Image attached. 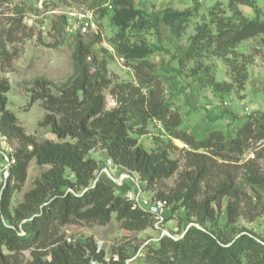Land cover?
<instances>
[{"label":"trees","instance_id":"obj_1","mask_svg":"<svg viewBox=\"0 0 264 264\" xmlns=\"http://www.w3.org/2000/svg\"><path fill=\"white\" fill-rule=\"evenodd\" d=\"M103 4L104 0H90L89 8L97 7L95 12L101 11L103 17L107 12ZM113 4L122 10L115 16L119 25L129 26L140 14L132 0H117ZM193 4L191 9L165 13L162 20L181 29L183 23H189L199 12L200 0H193ZM241 4L256 10L254 0H229L228 15L222 4L216 3L209 10V20L197 25L187 48L176 58L178 71L190 62L209 56L222 58L230 70V82L218 81L208 67L201 64L191 69L197 79L194 81L209 86L218 95L233 89L238 94L244 91L251 61L237 48L243 41L264 33V19L258 15L248 18L239 8ZM21 21L20 18L14 24ZM93 37L90 43L77 38L73 55L76 77L59 95L50 91L48 81L35 82L38 91L31 94L30 103L43 100L47 113L40 125L49 126L58 141L38 140L25 131L7 107L11 85L0 76V133L9 142L19 143L15 151L16 164L6 183L0 184V264H22L20 253L26 250L31 251L30 264H91L93 260L102 264H127L130 256L125 249H119L116 259L113 257L109 262L105 259V251L98 250L93 238L70 243L61 233V227L75 220L105 225L113 214L129 229L142 230L153 225L156 222L153 214L123 195L129 190L125 188L126 181L118 185L108 175L96 180L100 166L91 150L100 144L106 151L107 160L111 159L122 170L138 173L147 189L159 180L179 173L178 161L171 158L170 147L177 148L173 139L190 147L186 150V168L173 192L160 194L158 198L168 201L170 212L177 206L183 207L186 215L195 217V222L202 228H186L179 239L168 235L160 237L157 245L147 247L149 255L145 259L148 258L151 264H264V236L229 235L226 232L236 223L239 201L245 195L236 183L235 173L229 171L226 179L216 187L209 183L216 169L224 166L216 158L237 165L251 140L264 138V113H253L230 138L221 130H211L198 139L182 128L180 112L165 97L164 77L156 73L153 63L148 60L151 49L143 45L117 46L129 62H135L139 82L115 85L112 93L117 107L106 110L104 90L109 88L112 80L107 65L98 60L93 50V46L102 40L101 34H93ZM160 49L156 47L155 51ZM10 58L9 53H3L0 41V68L3 59ZM240 96L244 98V95ZM151 120L161 121L169 143L150 151L140 145L131 132L146 134ZM34 158L39 165H50V168L25 193L23 202L12 208L14 191L24 185ZM246 167L247 180L264 189V175L257 161L248 162ZM203 182L209 191H204L206 194L200 197ZM225 196L229 198L227 223L219 226L218 215ZM207 222L212 224L211 229L204 228ZM21 227L25 231L22 236L18 234Z\"/></svg>","mask_w":264,"mask_h":264},{"label":"rangeland","instance_id":"obj_2","mask_svg":"<svg viewBox=\"0 0 264 264\" xmlns=\"http://www.w3.org/2000/svg\"><path fill=\"white\" fill-rule=\"evenodd\" d=\"M115 1L117 0H104L103 6L107 7V12L102 17L101 11L97 12L96 10L97 13L95 12L97 7L95 9L89 8L90 0H0L1 49L3 53H9L11 56L10 59H3L0 76L7 79L11 85L7 93V107L16 115L28 134L34 135L38 140L58 141L49 126L40 125L47 113L43 100L39 99L32 104L30 103L31 94L38 91L35 82L37 80L48 81L50 91L59 95L61 90L71 85L76 77L73 55L77 38L79 37L85 43H90L94 38L93 34L97 33L101 34L102 40L93 46V50L98 60L107 65L108 76L112 80L109 88L104 90L106 110H113L117 107L112 93V88L115 85L127 82L137 84L139 82L138 70L134 66L135 62H129L126 56L119 52L117 46L143 45L151 49L148 60L153 63L156 73L164 77L163 71L170 67V75L166 77L165 82V97L172 101L174 109L180 112L183 118L182 128L189 129V132L195 134L198 139L206 136L211 130H221L227 137H232L244 123L245 107L250 110L253 109V113H264V33L258 35L261 37V42L255 44L254 47H248V43L242 44V42L237 48L239 53L244 54L251 61L249 79L244 91L238 94L236 89H233L230 93L218 95L209 86L202 82L198 83L201 88H204L205 95L209 96L210 94L212 97H216L215 106H217L216 102L222 105V116L219 119L213 120L206 99H202L201 107L193 112L189 97L196 94L191 90L183 94L182 88H186V81L197 80L191 69L199 64L202 67H208L210 73L218 81L226 79L230 82L232 80L230 70L224 60L216 56H209L190 62L179 71L177 66L172 67L177 65L176 58L187 48L190 38L196 33L197 25L209 20V10L216 3H221L222 8L230 15L229 0H200L197 16L191 18L189 23H183L181 29L174 28L171 23L164 22L162 18L165 13L169 15L171 11H184L193 8V0H132L134 7L138 9L140 14L127 27L125 24L119 25L115 21V16L121 10L120 6H114L113 2ZM254 1L258 12L248 5L241 4L239 8L248 18L258 15V18L263 20L264 0ZM76 8H88L95 12L97 31L80 30L70 33L66 30L67 15ZM20 18L22 21L14 24V21L16 22ZM156 47L162 49L155 51ZM173 53L174 55H171ZM121 56L124 62L120 60ZM201 71L199 70V72ZM145 92L148 93V90L145 89ZM240 95H244V98ZM223 102H227V106H224ZM183 115H187L186 118ZM147 131L143 135L135 132H131V135L138 139L140 145L150 151L168 145L169 140L164 134L161 121L151 120L148 123ZM172 142L177 148L170 147L171 158L178 161L179 173L170 178L161 179L147 189H145L146 186L138 173L122 170L112 164L109 165L106 159V151L102 149L100 144H97L91 150V155L99 161L100 166L96 173V180L108 175L107 168L116 179H119L122 174H128L135 180H139L142 189L141 199L158 198L160 194L169 195L177 187L180 174L185 171L186 150H188L183 148V141L173 139ZM9 144L15 151L19 146L15 140ZM0 147H2L1 142ZM243 155L237 165L234 162H224L220 157H215L219 163H224V166L222 169H216L215 175L209 183L212 187H216L218 183L226 179L229 171L235 173L236 183L245 192V195L239 201V216L236 223L226 232L229 235L251 233L256 237H261L264 236V189L247 180L246 164L248 162L243 161ZM0 160H2L1 153ZM256 161L264 175V149L259 152ZM107 164L108 166H106ZM49 168L50 165H39L35 158L30 162L24 185L14 191L11 202L12 208L23 202L25 193L35 186V181ZM125 181L127 182L125 188L133 193L139 191V186L133 179H126ZM206 187L203 182V192L200 197L209 191V188ZM228 199V196L222 199V208L218 215L219 226H225L227 223ZM166 210L167 220L165 219L158 224L155 222L142 230L126 228L116 218V214H113L111 221L105 225L95 221L75 220L61 227V233H64L66 238H72L75 243L84 242L89 237L93 238L98 249L103 247L102 250L106 254L105 259L109 262L113 257L116 259L117 251L123 248L130 256L128 259L130 261L127 264H151L148 258L145 259L146 255H149L147 254L149 245H157L164 232L178 238L184 235L186 228L192 223H196L195 217H188L183 207L177 206L173 212H170L171 207ZM153 219L155 220L154 217ZM203 226L211 229L212 224L207 222ZM20 257L22 264H30L32 260L31 251H22Z\"/></svg>","mask_w":264,"mask_h":264},{"label":"built area","instance_id":"obj_3","mask_svg":"<svg viewBox=\"0 0 264 264\" xmlns=\"http://www.w3.org/2000/svg\"><path fill=\"white\" fill-rule=\"evenodd\" d=\"M66 30L70 33H75L80 30H98L97 26V18L95 12L91 9L85 8H76L73 11H70L67 15V24ZM120 60L124 62L122 56ZM224 106H227V102H223ZM253 115V111L248 107H245V120L249 119ZM0 142L2 147H0V153L2 155V160H0V184L6 183L7 178L10 175V170L16 164L15 150L10 146L9 141L6 136L0 133ZM183 148L190 150V147L187 143L183 142ZM264 149V138L262 139H252L249 148L243 155L244 162L256 161L258 159L259 152ZM109 165H114L111 159H108ZM115 167H117L115 165ZM114 177V176H113ZM115 178V177H114ZM116 179V178H115ZM126 179H133L135 183L139 186V193H133L130 190H127L123 193L125 197L134 201L135 205L144 208L151 212L153 216L156 218V224L162 223L165 219V211L169 207L168 201L165 199H160L157 197H153L152 199L143 198L141 199L140 193H142V189L139 184V180H135L131 175L122 174L118 180V185H123ZM6 224V223H4ZM20 236L25 235V231L23 228H20L18 232ZM67 241L70 243H75L72 238L68 237ZM103 247H99L98 250ZM91 264H102L96 260H93Z\"/></svg>","mask_w":264,"mask_h":264},{"label":"crops","instance_id":"obj_4","mask_svg":"<svg viewBox=\"0 0 264 264\" xmlns=\"http://www.w3.org/2000/svg\"><path fill=\"white\" fill-rule=\"evenodd\" d=\"M262 36V35H261ZM261 37L260 36H256V37H254V38H251V39H248V40H245V41H243V43L242 44H249L248 45V47L249 46H251V47H254L255 46V44H258L259 42H261V39H260ZM253 42V43H252ZM241 44V45H242ZM253 44V45H252ZM174 52V51H173ZM171 55H174V53L173 54H171ZM166 60V59H165ZM162 62H164V61H162ZM163 64H165V62L163 63ZM176 66H178V65H173L172 67H176ZM167 67V66H166ZM172 67H171V69H172ZM170 69V67L168 68L167 67V70H165V71H163V73H164V82H166V77H168L169 75H170V73H169V70ZM168 80V79H167ZM224 81H226V79L224 80ZM186 88L184 89V88H182L183 89V91H182V93L184 94H186L187 92H189V90H191L193 93H195L196 95H191V97H189L190 99H189V101H190V105H191V110L194 112V111H196V110H198L200 107H201V100L202 99H206V101H207V105H208V110L210 111V113H211V116H212V118H213V120H215V119H219L221 116H222V110H221V107H222V105L220 104V103H217L216 102V104H217V106H215V100H216V97L214 96V97H212V95H210L209 94V96L208 95H205V91H204V88H201L199 85H198V82L197 81H194V80H190V81H186ZM188 104V103H187ZM220 104V105H219ZM183 109H184V107H182ZM189 109V110H190ZM252 109V108H251ZM253 110V109H252ZM186 114H187V112H186ZM184 116V115H183ZM187 116V115H186ZM186 116H184V118H186ZM188 118V117H187ZM186 120V119H185ZM188 131H189V129H188Z\"/></svg>","mask_w":264,"mask_h":264},{"label":"water","instance_id":"obj_5","mask_svg":"<svg viewBox=\"0 0 264 264\" xmlns=\"http://www.w3.org/2000/svg\"><path fill=\"white\" fill-rule=\"evenodd\" d=\"M106 170H107V174H108V176L115 182V183H118V180H116L110 173H109V171H108V169L106 168ZM191 226H196V227H198V228H201L198 224H196V223H192L187 229H189ZM187 231V230H186ZM185 231V232H186ZM168 235V236H170V237H172V238H174V239H179V238H181L182 236H180V237H178V238H176V237H174L173 235H171L170 233H168V232H164V234H162V236H164V235ZM185 234V233H184ZM161 236V237H162ZM129 261L130 260H128L127 261V263H129Z\"/></svg>","mask_w":264,"mask_h":264}]
</instances>
